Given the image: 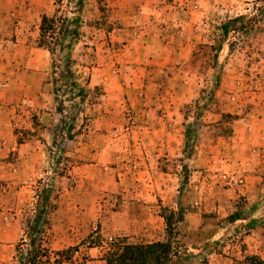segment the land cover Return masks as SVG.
Here are the masks:
<instances>
[{
	"label": "rangeland",
	"instance_id": "rangeland-1",
	"mask_svg": "<svg viewBox=\"0 0 264 264\" xmlns=\"http://www.w3.org/2000/svg\"><path fill=\"white\" fill-rule=\"evenodd\" d=\"M13 4L9 14H17L19 10L15 0ZM34 4L36 7L27 21L31 33L35 31L37 46L43 16L56 19L75 16L73 0H36ZM207 8V38L193 49H182L179 62L167 64L153 73L156 78L151 82L153 85L139 88L140 95L137 93L132 102L124 95L118 103H112L105 97L103 86L83 87L89 78L86 72L78 83L75 81L85 91L83 98L69 99L63 95L62 82L58 79L68 51L56 49L54 56L49 57L55 113L49 127L47 166L25 182L0 180V264H14L16 246L27 242V229L38 211L45 215L40 238L42 246L51 252L49 264L55 261L59 264H106L109 250L119 243L165 242L163 217L177 210L183 216L178 250L185 249L189 256L188 260H174L172 264H191L195 260L205 263L207 255L225 247V235L216 241L213 237L228 223H235L231 217H242L244 198L240 195L228 198L227 193L231 186H242V178L222 169L217 156L198 167H194L193 159L198 142L203 144L208 139L205 128H213L214 136L218 133L217 137L225 140L230 137L235 121L244 118L253 121L262 113L258 103L264 101L260 97L264 85V0H207ZM108 10L106 0H85L80 17L85 18L87 26L82 31L79 29V35L85 39L77 38L81 43L90 40L91 28L95 26L106 30L122 29L118 20L109 18ZM233 19L238 20L230 24L227 36L223 37L222 25ZM13 24L15 22L8 25ZM76 40L73 41L75 46ZM123 40L114 39L115 52L128 44V38L123 37ZM73 45L69 51L72 72L77 62L89 65V61H77ZM84 47H78L79 54ZM112 63L120 90L121 80L129 71L121 68L123 62L118 58L114 57ZM107 105L108 108L119 106L120 131L127 129L128 132L122 149L117 150L118 161L106 163L103 168L108 175L116 172L114 178L120 183L118 192L101 190L94 181L79 188L77 176L88 171L82 166L86 161L70 156L83 148L89 132L94 130L93 119L102 114ZM69 126L72 128L70 140ZM76 168L79 169L77 173ZM128 200L144 202L148 212L159 217V227L163 230L159 241H154L158 239L156 236H141L139 229L144 226L139 219L144 213L139 206L131 213L139 222L127 223L129 231L135 234L126 236L118 229L121 222L126 223L124 209ZM228 203L236 208L231 215H227ZM256 204L261 209L259 220L264 229V196ZM184 222L193 226L199 222L201 227L185 231ZM238 233L236 229L232 236ZM99 257L103 263L99 262ZM243 263L264 264V260L246 257Z\"/></svg>",
	"mask_w": 264,
	"mask_h": 264
},
{
	"label": "crops",
	"instance_id": "crops-1",
	"mask_svg": "<svg viewBox=\"0 0 264 264\" xmlns=\"http://www.w3.org/2000/svg\"><path fill=\"white\" fill-rule=\"evenodd\" d=\"M28 1L29 4L25 5V0H15L19 10L17 14H9L13 9V0H0V180L18 182L32 179L47 166L49 127L55 113L48 72L50 55L47 50L37 46L35 31L31 33L27 17L34 11L36 5L33 6V3L36 0ZM106 2L109 18L118 20L122 29L106 30L95 26L91 28L93 32L88 42L81 43L77 39L78 44L73 45L76 59L89 61V65L77 62L73 73L77 83L82 74L88 73L89 78L83 87L103 86L105 97L112 103H118L124 95L127 101L132 102L136 94L140 93L139 88L153 85L151 82L156 80L153 73L167 64L179 62L182 49H193L207 38V0ZM13 15L17 18L12 20L10 17ZM80 18L79 29L82 31L87 25L85 18ZM10 22L15 24L8 25ZM87 28L90 30V27ZM123 37L128 38V44L115 52L112 44L114 39L124 41ZM87 43L93 48L86 46ZM80 45L85 46L81 54L78 50ZM114 57L122 60L120 66L123 70L129 71L121 80L120 90L117 89L118 76L112 69ZM260 95L264 99V85ZM261 101L258 103L262 112L260 117L253 121L246 118L235 121L227 139L218 138L216 132L215 137L213 128H205L208 139L203 144L198 142L194 167L206 165L211 159H216L213 156H217L222 169L242 178L243 185L231 186L227 193L228 198L232 199L242 196L244 208L242 217L214 234L213 241L225 235V247L207 255L205 263L195 260L191 264H244L243 258L246 257L264 260V229L259 220L258 211L261 209L256 204L264 196V186L261 185L264 183V101ZM108 106L93 119L94 130L89 132L87 141L82 144L83 148L78 150L80 152L70 154L71 157H82L86 161L82 166L88 171L77 176L79 188L94 181L101 190L120 191V183L114 178L116 172L108 175L103 168L106 163L118 161L117 150L122 149L121 144L128 132L127 129L125 132L120 131L122 118L119 106H110L112 109ZM217 139L224 142H217ZM87 156L91 158L86 159ZM72 172L75 173V169ZM125 204L126 223L121 222L118 229L126 236L135 234L129 231L127 223L139 222L131 214L139 206L144 213L139 219L144 226L139 229L141 236H156L158 239L154 241H159V235L163 236L159 217L149 213L147 205L139 200H128ZM227 210V215H231L236 208L228 203ZM147 223L151 224L147 226ZM200 227L199 222L196 226L187 222L183 225L185 231H196ZM236 229L240 233L232 236ZM99 258V262L103 263L102 258Z\"/></svg>",
	"mask_w": 264,
	"mask_h": 264
},
{
	"label": "trees",
	"instance_id": "trees-1",
	"mask_svg": "<svg viewBox=\"0 0 264 264\" xmlns=\"http://www.w3.org/2000/svg\"><path fill=\"white\" fill-rule=\"evenodd\" d=\"M75 2V16L68 18H48L43 16L39 25L38 47L48 51L50 56H54V52L67 50L68 53L64 56L63 71L59 76L62 82L60 89L64 96L70 98H80L84 96V89L74 80L73 72L70 65L73 61L70 58L69 51L72 48L73 41L79 36V27L81 23V12L85 5V0H73ZM238 19H233L222 25L221 31L223 37H226L229 32L230 24ZM57 89L54 90L56 95ZM58 112L62 111V107L57 108ZM72 121V120H71ZM63 128V127H62ZM72 128L69 126L68 139H71L70 132ZM61 131V129H60ZM165 221V242H155L146 245H132L125 242L111 248L106 257V264H172L174 260L181 262L189 256L185 249L181 248L177 243L180 236L179 224L183 221V216L180 210L170 212L164 216ZM231 221L238 219V216L230 218ZM45 215L43 211H38L27 229V242H21L16 246V256L14 264H49L51 252L42 246V228L45 225ZM174 250L176 252H174ZM67 253V251H66ZM54 264H59L55 261Z\"/></svg>",
	"mask_w": 264,
	"mask_h": 264
},
{
	"label": "built area",
	"instance_id": "built-area-1",
	"mask_svg": "<svg viewBox=\"0 0 264 264\" xmlns=\"http://www.w3.org/2000/svg\"><path fill=\"white\" fill-rule=\"evenodd\" d=\"M239 183H241V181H239ZM109 240L111 241V239L109 238Z\"/></svg>",
	"mask_w": 264,
	"mask_h": 264
}]
</instances>
